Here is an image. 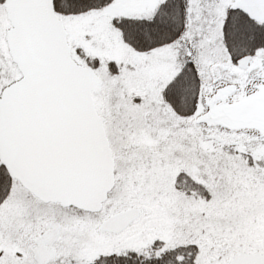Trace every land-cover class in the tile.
Returning a JSON list of instances; mask_svg holds the SVG:
<instances>
[{
	"label": "snow or ice",
	"instance_id": "obj_1",
	"mask_svg": "<svg viewBox=\"0 0 264 264\" xmlns=\"http://www.w3.org/2000/svg\"><path fill=\"white\" fill-rule=\"evenodd\" d=\"M0 264H264V0H0Z\"/></svg>",
	"mask_w": 264,
	"mask_h": 264
}]
</instances>
